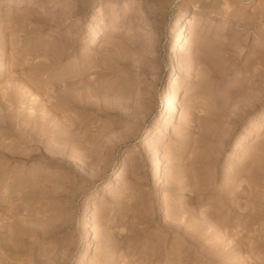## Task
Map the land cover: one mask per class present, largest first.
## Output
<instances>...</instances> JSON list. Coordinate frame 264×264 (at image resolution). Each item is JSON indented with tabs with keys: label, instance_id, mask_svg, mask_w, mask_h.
<instances>
[{
	"label": "rangeland",
	"instance_id": "1",
	"mask_svg": "<svg viewBox=\"0 0 264 264\" xmlns=\"http://www.w3.org/2000/svg\"><path fill=\"white\" fill-rule=\"evenodd\" d=\"M0 264H264V0H0Z\"/></svg>",
	"mask_w": 264,
	"mask_h": 264
},
{
	"label": "bare ground",
	"instance_id": "2",
	"mask_svg": "<svg viewBox=\"0 0 264 264\" xmlns=\"http://www.w3.org/2000/svg\"><path fill=\"white\" fill-rule=\"evenodd\" d=\"M175 24H177V21L175 22ZM179 30H176V35H175V41L179 40ZM182 48V47H180ZM181 50V49H180ZM175 53V52H174ZM170 84V83H169ZM171 86V85H170ZM177 95V91H174L173 93H171V96L174 97ZM167 105L173 106V102H172V98H169L167 100ZM157 169V168H156Z\"/></svg>",
	"mask_w": 264,
	"mask_h": 264
}]
</instances>
